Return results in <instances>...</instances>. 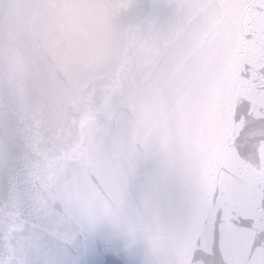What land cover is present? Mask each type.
Returning <instances> with one entry per match:
<instances>
[{"label":"water","instance_id":"1","mask_svg":"<svg viewBox=\"0 0 264 264\" xmlns=\"http://www.w3.org/2000/svg\"><path fill=\"white\" fill-rule=\"evenodd\" d=\"M262 211L264 0H0V264H239Z\"/></svg>","mask_w":264,"mask_h":264},{"label":"snow or ice","instance_id":"2","mask_svg":"<svg viewBox=\"0 0 264 264\" xmlns=\"http://www.w3.org/2000/svg\"><path fill=\"white\" fill-rule=\"evenodd\" d=\"M232 219L231 215L226 213L225 221L229 232L226 233L223 229L221 231V250L224 251L226 246L238 241L242 251L239 264H264V211L259 215L247 214L243 227L233 225ZM212 239L215 243L214 228ZM117 255L113 250L97 247L90 254V264H118ZM225 264H230V261L226 260Z\"/></svg>","mask_w":264,"mask_h":264}]
</instances>
